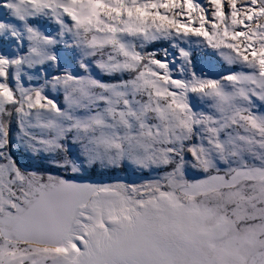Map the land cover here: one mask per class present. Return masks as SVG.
Listing matches in <instances>:
<instances>
[{
  "label": "snow or ice",
  "instance_id": "obj_1",
  "mask_svg": "<svg viewBox=\"0 0 264 264\" xmlns=\"http://www.w3.org/2000/svg\"><path fill=\"white\" fill-rule=\"evenodd\" d=\"M0 264H264V0H0Z\"/></svg>",
  "mask_w": 264,
  "mask_h": 264
}]
</instances>
